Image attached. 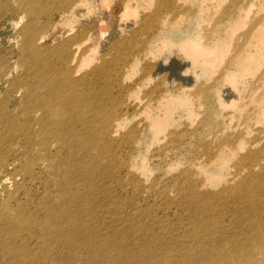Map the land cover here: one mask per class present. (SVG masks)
Masks as SVG:
<instances>
[{"label":"rangeland","instance_id":"374dc122","mask_svg":"<svg viewBox=\"0 0 264 264\" xmlns=\"http://www.w3.org/2000/svg\"><path fill=\"white\" fill-rule=\"evenodd\" d=\"M248 1L130 0L132 9L124 11L123 0L98 4L93 0L94 17L87 20V28L95 23L107 25L110 31L102 36L96 30L97 36L88 38L87 58L81 70L72 73L74 78L85 75L81 117L92 124L90 105L113 117L130 108L119 135L102 139L97 146L93 143L98 140L80 147L88 155V164L81 168L75 160L69 161L76 165L74 175L82 182L70 187L82 194L85 183L90 189L88 202L80 203L88 239L68 237L78 243L58 244L57 256L66 260L79 253L76 264H101L102 256L119 259L116 248L126 246L128 254L163 252L162 256L177 258L178 264H196L200 252L211 250L220 261L221 247L227 255L240 256L253 255L240 249L264 247V235L259 234L264 219L261 225L246 226L236 217L238 207L225 200L237 192L241 179H249L245 156L257 155L252 170L264 176V20L260 22L264 0H251L252 6L244 9ZM243 9L248 12L241 16L238 12ZM167 17L176 20L164 33ZM13 29L12 25L9 31ZM179 32L187 41L217 45L216 61L192 58L181 47ZM6 48L1 47L2 54ZM137 56L135 65L127 67ZM153 119L162 122L158 132L150 126ZM96 123L99 129L101 119ZM5 147H0V161L11 158ZM42 161L34 159L33 172H26L30 177L8 189L14 193L7 206L10 215L25 211L39 218L36 211L48 185L46 166H37ZM26 165L33 167L31 161L21 162V174ZM221 187L224 196L218 197ZM192 191L203 196L201 207L220 205L210 216L212 226L190 212L185 201ZM6 200L2 195L0 206ZM47 204L52 210L60 208L59 202L49 204L47 199ZM174 239L179 246L171 244ZM34 244L31 241V247ZM94 247L98 253L103 250L102 255ZM35 251L37 247L31 249ZM85 255L90 257L84 259Z\"/></svg>","mask_w":264,"mask_h":264},{"label":"bare ground","instance_id":"6f19581e","mask_svg":"<svg viewBox=\"0 0 264 264\" xmlns=\"http://www.w3.org/2000/svg\"><path fill=\"white\" fill-rule=\"evenodd\" d=\"M94 1L96 4L99 3V0ZM129 1L123 0L124 11L132 9ZM92 2L93 0H0V147L6 145V151L11 154L10 159L0 161V198L2 199V195L5 194L7 197L0 206V259L3 264H47V262L61 264L68 261L70 264H76L81 257L79 253H74L65 260L56 255V247L61 243L60 246L63 247L67 244L73 245V242L78 243L77 240L70 241L68 237L83 235L88 239V236L83 234L85 227L82 225L84 219L81 217L83 210L80 203L88 202L87 192L90 189L85 183V191L82 194L79 188L73 190L70 187V185L79 187L82 182L74 175L76 165L69 161L75 160L81 168L85 163L88 164V155L80 147L90 144V141L98 140L93 143L97 146L102 139L106 141V138L119 135L130 108V106L124 107L120 114L113 117L112 114V116L101 114L90 105L92 124L81 117L85 105V93L81 90L85 75L74 78L72 73L76 70L80 71L83 61L87 58L88 38L97 36V32L106 36L110 31L107 25L97 24V27L95 23L93 28H87V20L94 17L91 16ZM251 6L252 2L249 0L244 9ZM244 9L238 14L242 16V13L248 12ZM168 17L162 26L165 28L164 33L173 27L176 20ZM263 20L264 15L260 18V22L262 23ZM12 25L13 33L9 31ZM179 35L181 47L196 61L199 58L209 63L216 61L214 47L217 45L204 46L199 42L182 39L181 32ZM4 45L7 48L2 54L1 47ZM138 58L139 56L129 62L127 67L135 65ZM99 119L101 124L97 129L95 125ZM103 121L106 123H102ZM150 126L158 132L162 122L153 119ZM18 131L19 134L15 135ZM98 153L99 156L103 155V150H98ZM256 158V154L244 157V168L248 171L246 178L249 179H241L236 185L237 192L232 198L225 199L238 207L239 212L236 214L238 221L245 223L246 226L250 224L252 227L261 225L264 219L262 181L264 176L256 174L251 164ZM34 159L37 162L43 160L37 166L44 169L45 165L48 175L47 194L36 211L39 213V218L37 219L35 213L25 211L10 215L7 206L14 193L9 192L8 189L18 184L22 185V183L17 184L19 179L30 177L31 174L26 172H33L36 165ZM26 160L31 161L33 167L26 165L25 174H21L19 167L21 162ZM18 162L19 167H17ZM105 167L106 165L103 168ZM125 169L129 170L128 167ZM70 175L72 180L68 183L67 178ZM85 177L87 180L89 174ZM31 180L35 181L36 178L31 176ZM49 180H51L50 184ZM223 181L224 178L218 184ZM220 191L218 197L224 196V187H221ZM189 193L190 199L185 203L190 212L199 215L203 221L206 220L207 224L212 226L210 216L217 212L215 208L219 209L220 205L211 207V204L201 207L203 196L194 191ZM199 198L201 200H198ZM47 199L49 204L59 202L60 208L54 207L55 210H52L47 204ZM203 203L207 204V201ZM25 230L26 234L22 235V231ZM259 234L264 235V231ZM31 241H35L33 247ZM174 241H171V244L179 246V241L176 239ZM254 242H258L257 239ZM36 247L37 251L31 252V249ZM94 249L96 250L95 247ZM116 249H120L119 259L110 260L102 256L100 263L178 264L177 258L171 255L162 256L163 252L155 254L130 252V255L126 246H119ZM236 250L237 247L233 251ZM240 250L245 255L248 253L253 255L240 256L236 252L227 255L221 247L219 254L222 260L219 261L209 250L198 253L195 263L264 264V247L254 245ZM102 252L103 250L97 254L100 256ZM189 256L192 258V255ZM257 256H261L260 261L257 260ZM83 257L87 259L90 255ZM162 258L167 262H163ZM187 259L186 263H188Z\"/></svg>","mask_w":264,"mask_h":264}]
</instances>
